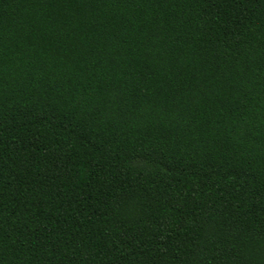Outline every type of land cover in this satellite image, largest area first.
Masks as SVG:
<instances>
[{
	"label": "trees",
	"instance_id": "trees-1",
	"mask_svg": "<svg viewBox=\"0 0 264 264\" xmlns=\"http://www.w3.org/2000/svg\"><path fill=\"white\" fill-rule=\"evenodd\" d=\"M0 264H264V0H0Z\"/></svg>",
	"mask_w": 264,
	"mask_h": 264
}]
</instances>
